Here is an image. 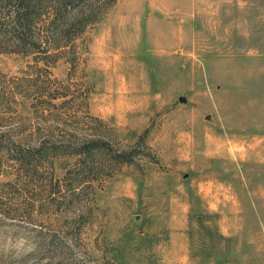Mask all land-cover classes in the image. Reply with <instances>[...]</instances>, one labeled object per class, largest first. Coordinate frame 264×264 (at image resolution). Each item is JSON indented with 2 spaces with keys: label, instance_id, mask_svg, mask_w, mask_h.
Here are the masks:
<instances>
[{
  "label": "rangeland",
  "instance_id": "obj_1",
  "mask_svg": "<svg viewBox=\"0 0 264 264\" xmlns=\"http://www.w3.org/2000/svg\"><path fill=\"white\" fill-rule=\"evenodd\" d=\"M76 45L0 47V138L141 154L65 195L69 145L0 152V264H264V0H118Z\"/></svg>",
  "mask_w": 264,
  "mask_h": 264
},
{
  "label": "trees",
  "instance_id": "obj_2",
  "mask_svg": "<svg viewBox=\"0 0 264 264\" xmlns=\"http://www.w3.org/2000/svg\"><path fill=\"white\" fill-rule=\"evenodd\" d=\"M117 1L0 0V47L3 51L30 55L36 64L41 61L54 64L59 59L66 58L75 65L78 59L77 40L89 27L98 23ZM75 144L63 142L48 146L40 143L22 148L20 144L11 141L7 146L5 140L0 138V152L6 149L24 152V155H17L21 158L20 162L23 163L24 159L25 163L34 164L41 163L50 153L69 145L65 148L77 157V161L62 181L66 183L67 177L72 176L79 184L71 182L67 185L65 195H77L76 189L84 184L83 180L95 181L110 169L111 164H132L135 157L141 154L136 149H114L102 139Z\"/></svg>",
  "mask_w": 264,
  "mask_h": 264
}]
</instances>
